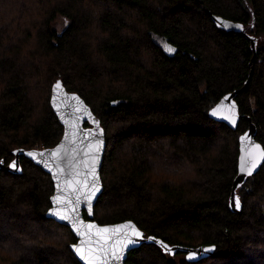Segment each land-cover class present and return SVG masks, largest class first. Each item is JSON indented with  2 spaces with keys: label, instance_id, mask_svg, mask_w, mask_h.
Returning <instances> with one entry per match:
<instances>
[{
  "label": "trees",
  "instance_id": "1",
  "mask_svg": "<svg viewBox=\"0 0 264 264\" xmlns=\"http://www.w3.org/2000/svg\"><path fill=\"white\" fill-rule=\"evenodd\" d=\"M209 11L243 32L219 28ZM59 79L105 130L94 219L133 220L168 245H216L191 261L144 243L125 264H264V162L237 190L241 212L230 205L249 120L264 147V0H0L5 164L16 148L60 141L50 103ZM244 86L233 95L242 115L233 128L223 98ZM21 163V174L0 170V264H82L71 228L46 216L51 175L25 155Z\"/></svg>",
  "mask_w": 264,
  "mask_h": 264
},
{
  "label": "water",
  "instance_id": "2",
  "mask_svg": "<svg viewBox=\"0 0 264 264\" xmlns=\"http://www.w3.org/2000/svg\"><path fill=\"white\" fill-rule=\"evenodd\" d=\"M211 17L219 28L243 32L241 23L212 13ZM252 46L255 56L253 40ZM246 86L223 98V115L233 128H237L242 117L236 110L233 95L246 89ZM50 103L64 127L60 141L48 148H16L13 150L15 157L8 164L0 159V170L6 168L11 173L21 174V156L25 155L51 175L54 193L46 216L71 228L77 241L70 247L82 264H125L128 253L144 243H156L173 255L178 250L186 251L187 259L191 261L207 258L215 252L214 244L196 247L168 245L154 235L145 236L143 230L130 219L110 224H100L95 220V205L104 189L101 176L106 149L104 127L90 105L77 92L68 91L60 79L53 84ZM249 123V129L239 138V172L231 193L230 205L238 213L241 212L236 205L237 199L239 201L238 188L264 162V147L256 141L255 127L250 120ZM85 212L88 219L84 216Z\"/></svg>",
  "mask_w": 264,
  "mask_h": 264
},
{
  "label": "rangeland",
  "instance_id": "3",
  "mask_svg": "<svg viewBox=\"0 0 264 264\" xmlns=\"http://www.w3.org/2000/svg\"><path fill=\"white\" fill-rule=\"evenodd\" d=\"M53 23H54V26H56L59 30H61V29L65 26V24L67 23V21H66V18H64V17H62V16H58V17L53 21ZM153 38H154V40H155L158 44H160V45H161L166 51H168V52L173 51V50H172V47L169 45V43L167 42V40H166L164 37H162V36H160V35H158V34L153 33ZM157 164H159V160L157 161ZM15 233H17V232H15Z\"/></svg>",
  "mask_w": 264,
  "mask_h": 264
},
{
  "label": "snow or ice",
  "instance_id": "4",
  "mask_svg": "<svg viewBox=\"0 0 264 264\" xmlns=\"http://www.w3.org/2000/svg\"><path fill=\"white\" fill-rule=\"evenodd\" d=\"M236 205L239 206V201H238V199H237V201H236Z\"/></svg>",
  "mask_w": 264,
  "mask_h": 264
},
{
  "label": "bare ground",
  "instance_id": "5",
  "mask_svg": "<svg viewBox=\"0 0 264 264\" xmlns=\"http://www.w3.org/2000/svg\"><path fill=\"white\" fill-rule=\"evenodd\" d=\"M22 164V163H21Z\"/></svg>",
  "mask_w": 264,
  "mask_h": 264
}]
</instances>
